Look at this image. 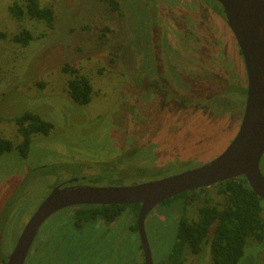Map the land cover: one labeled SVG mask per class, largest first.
Wrapping results in <instances>:
<instances>
[{
  "label": "rangeland",
  "instance_id": "rangeland-1",
  "mask_svg": "<svg viewBox=\"0 0 264 264\" xmlns=\"http://www.w3.org/2000/svg\"><path fill=\"white\" fill-rule=\"evenodd\" d=\"M16 1L0 0V136L14 143L0 157L2 261L58 184L132 186L219 157L241 127L248 91L240 48L214 0H113L119 10L110 0H40L55 11L53 29L14 19ZM23 29L34 37L26 47L13 41ZM78 75L93 86L88 105L69 96ZM28 112L54 128L34 134L24 157L16 119ZM208 194L221 201L216 188ZM202 199L186 206L187 217H198ZM181 209L159 205L147 216L154 264L167 263ZM72 215L64 209L43 224L25 264H145L130 209L82 229ZM245 254L239 264H264L263 243L249 239ZM185 261L210 264L209 244Z\"/></svg>",
  "mask_w": 264,
  "mask_h": 264
},
{
  "label": "water",
  "instance_id": "water-1",
  "mask_svg": "<svg viewBox=\"0 0 264 264\" xmlns=\"http://www.w3.org/2000/svg\"><path fill=\"white\" fill-rule=\"evenodd\" d=\"M216 1L223 7L248 77L244 117L228 148L208 164L155 181L116 187H56L30 218L3 264H25L43 224L71 207L139 204L138 232L144 262L154 264L145 223L147 216L164 201L239 177L246 178L252 190L264 200V174L260 169L264 156V0Z\"/></svg>",
  "mask_w": 264,
  "mask_h": 264
},
{
  "label": "trees",
  "instance_id": "trees-1",
  "mask_svg": "<svg viewBox=\"0 0 264 264\" xmlns=\"http://www.w3.org/2000/svg\"><path fill=\"white\" fill-rule=\"evenodd\" d=\"M112 8L119 10V4L110 0ZM222 8V7H221ZM11 16L19 21L30 19L44 22L49 29L55 23V11L52 7L42 6L40 0H17L10 8ZM215 12L225 18L223 9ZM4 37V36H3ZM34 39L30 30L23 29L13 36V41L24 47ZM242 54V53H241ZM65 72L76 74L78 71L64 68ZM70 98L80 105H88L92 100L93 86L86 76H75L69 81ZM23 141L19 145L20 153L26 157L34 134L48 136L53 130V123L41 119L37 114L25 113L16 119ZM14 143L0 136V157L12 152ZM211 188L217 189L220 202H213L208 194L209 188L181 193L160 205L178 204L182 216L177 227V240L166 264H186L187 251L194 255L201 254L204 244H209L212 261L210 264H239L246 255L247 241L254 239L264 244V200L250 187L244 177L218 183ZM203 198L198 217L186 216V206ZM72 210V226L82 229L85 224L115 223L121 215L130 209L135 215L133 232H138L139 204L132 205H87L67 208ZM214 227L212 234L211 229ZM143 251V247H142ZM144 255V254H143ZM3 258L0 257V264ZM165 261H162L161 264Z\"/></svg>",
  "mask_w": 264,
  "mask_h": 264
},
{
  "label": "flooded vegetation",
  "instance_id": "flooded-vegetation-1",
  "mask_svg": "<svg viewBox=\"0 0 264 264\" xmlns=\"http://www.w3.org/2000/svg\"><path fill=\"white\" fill-rule=\"evenodd\" d=\"M214 1H216V0H214ZM217 2V1H216ZM221 7H222V5L219 3V2H217ZM222 9H223V7H222ZM223 12H224V10H223ZM225 18H226V16H225ZM226 22H227V19H226ZM241 51V50H240ZM243 57V56H242ZM245 64V63H244ZM246 67V66H245ZM248 78V77H247ZM246 94H247V89H246ZM80 179H82V178H79V179H73V180H70V181H68V182H66V183H63V184H58V185H56L54 188H53V190L56 188V187H60V188H66V187H78V186H83V184H84V182L82 183V182H78ZM89 186V185H88ZM85 187H87V186H85ZM91 187H100V186H91ZM52 190V191H53ZM51 191V192H52ZM9 258V257H8ZM8 260V259H7ZM7 260H5V261H7ZM3 262L4 261H2V264H3Z\"/></svg>",
  "mask_w": 264,
  "mask_h": 264
}]
</instances>
